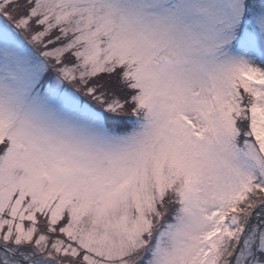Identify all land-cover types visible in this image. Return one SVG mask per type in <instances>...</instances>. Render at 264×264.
I'll use <instances>...</instances> for the list:
<instances>
[{
    "label": "snow or ice",
    "instance_id": "1",
    "mask_svg": "<svg viewBox=\"0 0 264 264\" xmlns=\"http://www.w3.org/2000/svg\"><path fill=\"white\" fill-rule=\"evenodd\" d=\"M0 264H264V0H0Z\"/></svg>",
    "mask_w": 264,
    "mask_h": 264
}]
</instances>
